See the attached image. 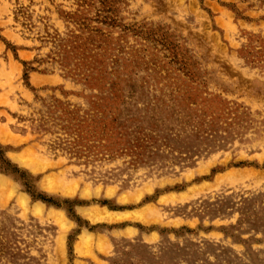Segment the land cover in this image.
<instances>
[{"label":"rangeland","instance_id":"rangeland-1","mask_svg":"<svg viewBox=\"0 0 264 264\" xmlns=\"http://www.w3.org/2000/svg\"><path fill=\"white\" fill-rule=\"evenodd\" d=\"M0 264H264V0H0Z\"/></svg>","mask_w":264,"mask_h":264},{"label":"bare ground","instance_id":"bare-ground-1","mask_svg":"<svg viewBox=\"0 0 264 264\" xmlns=\"http://www.w3.org/2000/svg\"><path fill=\"white\" fill-rule=\"evenodd\" d=\"M1 133H2V135L4 136L3 132H1ZM5 134H6V133H5ZM5 137H6V135H5ZM6 138H7V137H6ZM23 158H24V157H23ZM23 158L18 157V160H19V161H22ZM30 159H31V158H29V160H30ZM31 160H32V159H31ZM31 160H30V161H31ZM34 167H35V166H34ZM36 167L38 168V166H36ZM44 184H45V183H43V185H44ZM46 186H47V185H46ZM48 186H49V185H48ZM48 186H47V187H48ZM8 187H9V186H8ZM44 187H45V186H44ZM51 187H52V186H51ZM51 187H50V188H51ZM5 188H6V187H5Z\"/></svg>","mask_w":264,"mask_h":264}]
</instances>
